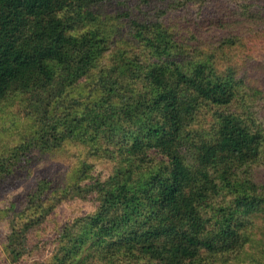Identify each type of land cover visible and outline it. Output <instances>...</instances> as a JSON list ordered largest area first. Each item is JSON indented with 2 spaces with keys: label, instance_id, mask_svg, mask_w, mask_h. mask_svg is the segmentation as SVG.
<instances>
[{
  "label": "trees",
  "instance_id": "1",
  "mask_svg": "<svg viewBox=\"0 0 264 264\" xmlns=\"http://www.w3.org/2000/svg\"><path fill=\"white\" fill-rule=\"evenodd\" d=\"M261 51L264 0H0V105L36 125L0 185L34 148L71 139L93 158L10 197L3 264L76 197L94 210L37 264H264Z\"/></svg>",
  "mask_w": 264,
  "mask_h": 264
},
{
  "label": "rangeland",
  "instance_id": "2",
  "mask_svg": "<svg viewBox=\"0 0 264 264\" xmlns=\"http://www.w3.org/2000/svg\"><path fill=\"white\" fill-rule=\"evenodd\" d=\"M130 1L140 2L141 0ZM130 9L133 10L132 7ZM260 54L262 56L263 51ZM261 58L264 60V56ZM35 127V123L24 112L21 102L10 101L9 103L0 105V159L13 152V148L23 140L30 138L35 131ZM87 152L88 149L83 144L71 139L66 140L64 144L45 154H41L37 148H34L30 152L32 160L31 163L27 164L26 174L19 180L15 179V183L17 184L14 186L10 182L6 187L0 185V210L6 206L11 196L23 193L30 188L36 176L40 174H59L68 178L75 166L82 161L93 162V158L89 157ZM21 163L16 166H20ZM106 167H109V164H100V169L104 168L109 172V169ZM3 187L5 188L2 190ZM93 210L94 205L90 201L78 197L63 200L61 204L55 207L40 229L35 232L34 239L31 241V244L34 246V253L23 264L44 263V261L49 260L57 245L55 241L57 227ZM8 226L9 220L7 216L0 212V264L5 262L3 240ZM44 245L46 247L43 250Z\"/></svg>",
  "mask_w": 264,
  "mask_h": 264
}]
</instances>
